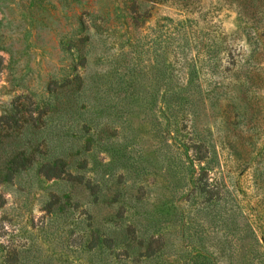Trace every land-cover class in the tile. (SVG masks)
Masks as SVG:
<instances>
[{"label": "rangeland", "instance_id": "obj_1", "mask_svg": "<svg viewBox=\"0 0 264 264\" xmlns=\"http://www.w3.org/2000/svg\"><path fill=\"white\" fill-rule=\"evenodd\" d=\"M0 264H264V0H0Z\"/></svg>", "mask_w": 264, "mask_h": 264}, {"label": "trees", "instance_id": "obj_2", "mask_svg": "<svg viewBox=\"0 0 264 264\" xmlns=\"http://www.w3.org/2000/svg\"><path fill=\"white\" fill-rule=\"evenodd\" d=\"M62 165H63V162L59 160V161L55 162V164H53V165H47L46 168L48 170H51L52 172H54L55 170H57L59 172L60 167H62ZM55 176L59 177L60 175L56 174Z\"/></svg>", "mask_w": 264, "mask_h": 264}]
</instances>
